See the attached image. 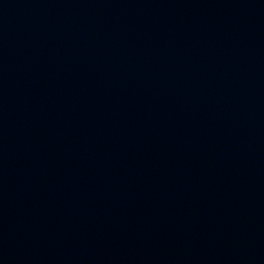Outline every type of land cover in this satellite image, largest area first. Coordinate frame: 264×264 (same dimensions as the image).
Masks as SVG:
<instances>
[{
    "label": "water",
    "instance_id": "95a60500",
    "mask_svg": "<svg viewBox=\"0 0 264 264\" xmlns=\"http://www.w3.org/2000/svg\"><path fill=\"white\" fill-rule=\"evenodd\" d=\"M0 264H264V0H0Z\"/></svg>",
    "mask_w": 264,
    "mask_h": 264
}]
</instances>
